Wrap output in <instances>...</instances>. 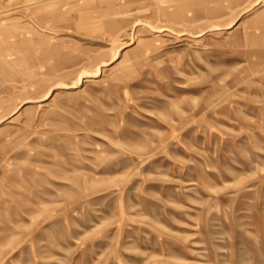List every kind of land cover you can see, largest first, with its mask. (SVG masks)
Instances as JSON below:
<instances>
[{"label": "rangeland", "instance_id": "374dc122", "mask_svg": "<svg viewBox=\"0 0 264 264\" xmlns=\"http://www.w3.org/2000/svg\"><path fill=\"white\" fill-rule=\"evenodd\" d=\"M0 264H264V0H0Z\"/></svg>", "mask_w": 264, "mask_h": 264}, {"label": "bare ground", "instance_id": "6f19581e", "mask_svg": "<svg viewBox=\"0 0 264 264\" xmlns=\"http://www.w3.org/2000/svg\"><path fill=\"white\" fill-rule=\"evenodd\" d=\"M175 13H177V12H175ZM177 15H180V13H178ZM159 29L163 30L162 28H159Z\"/></svg>", "mask_w": 264, "mask_h": 264}]
</instances>
